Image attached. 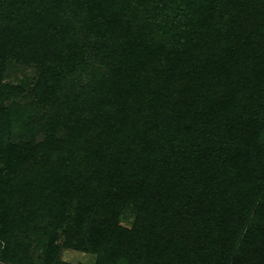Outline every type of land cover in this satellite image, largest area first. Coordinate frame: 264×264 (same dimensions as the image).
<instances>
[{
    "label": "trees",
    "instance_id": "16d2710c",
    "mask_svg": "<svg viewBox=\"0 0 264 264\" xmlns=\"http://www.w3.org/2000/svg\"><path fill=\"white\" fill-rule=\"evenodd\" d=\"M236 1H224L222 9L215 10L213 0L205 4L173 0L165 5L151 0L155 5L149 3L141 10L143 21L147 20L145 28L150 27L142 35L138 27L132 32L136 17L130 14L129 27L120 25L113 17L117 12L104 7L109 5L105 0H0V106L19 92V87L1 81V59L9 54L24 55L42 70L50 68L52 80L46 83L53 91H59L65 63L73 65L75 79L84 81L72 105H59V97L51 100L67 130L64 138L49 135L36 143L38 135L33 133L19 140L21 146H9L10 157L5 160L11 164L0 172V261L23 264L27 253L17 233L39 234L36 225L44 224L49 229L47 250L53 257L64 245L97 254V264H264V222L261 232L255 230V221L244 233L241 226L233 229L234 234L229 229L234 216L228 217L227 201L235 195L239 199L242 189V203L264 202V188L250 184V161H242L239 168L223 175L230 177L226 182L236 189L222 201V214L202 206L193 194L188 196V188L183 197L177 196L193 174L199 177L193 186L208 193L204 180L222 175H218L219 166L205 158L213 154L199 157L203 138L222 131L225 125L235 129L237 137L258 126L264 129V74L254 80L257 69L251 70L244 62L245 53L250 59L255 48L264 49V0ZM69 13L76 16L77 28L87 36L83 44L70 41L63 31L67 27L63 17L71 25ZM248 14L257 18L256 35L242 26L229 34L222 29L221 35H211L212 49L200 42L208 36L206 21L216 18L223 25ZM193 15L197 20L192 21ZM225 39L234 43L229 44L227 59L217 60ZM118 42L125 59L121 70L106 61L109 47ZM161 42L174 46L173 51L181 45L185 49L182 60L172 62L166 57ZM157 48L160 51L150 55ZM196 53L210 57L200 62ZM248 71H253L250 78ZM122 72L123 78L118 75ZM230 72H239V81ZM192 76L196 82L209 80L199 105L189 104L198 96L193 85L188 91L179 90ZM101 79H106L104 86L99 84ZM171 91L170 98L164 97ZM175 96L183 101L174 112L181 119L173 111L161 116V108L174 102ZM131 100L140 107L137 112H131ZM147 108L150 113H145ZM1 115L8 119L4 111ZM168 116L176 118L169 121V127L164 123ZM18 128L23 129V123ZM223 138L222 145L230 146L227 137ZM245 142L249 145L251 141ZM72 162L78 166L72 168ZM132 206L140 210L138 214L134 210L135 223L127 229L119 222ZM199 213L205 214L200 225Z\"/></svg>",
    "mask_w": 264,
    "mask_h": 264
},
{
    "label": "rangeland",
    "instance_id": "374dc122",
    "mask_svg": "<svg viewBox=\"0 0 264 264\" xmlns=\"http://www.w3.org/2000/svg\"><path fill=\"white\" fill-rule=\"evenodd\" d=\"M108 2V6H104L107 8H111V11H116L118 15H113L115 21L119 22L122 26H128L127 20L130 19V14H132L135 18V21H132V32L136 30L138 27V31L140 34H144L146 30L148 31V28H145V24L147 23V20L143 21V18H145L144 12H141V10L146 5L151 3V0L140 1V0H105ZM173 0H155L156 5L157 4H166L170 3ZM206 0H202V3L205 4ZM226 2L227 0H213V6L216 8L215 10H221L222 4ZM233 3H236V0H232ZM140 3L144 4L141 5ZM77 5H72V10L75 11V7ZM102 7V5H99ZM207 7V6H205ZM173 11V10H172ZM107 12V11H106ZM156 13V12H155ZM192 14H194L192 12ZM42 17L45 18V15L41 13ZM70 21L71 25H68L65 21V17H63V24H65L67 27L63 28L64 33L68 36L67 38H70V41L80 42L81 44L86 42L87 36L81 33V30L77 28V18L75 15L70 14ZM195 15L191 16L194 18ZM190 17V18H191ZM237 17L233 19H229L225 22V24L222 25L221 20H218L216 18H213L214 20L206 21L208 27V36H206L203 40L200 42L207 43V48L212 49L210 38L212 36L221 35L222 29L223 34H229L230 30H237L238 28L245 26L246 29H249L251 31L250 33H254L256 35V32L258 31L257 28V18L253 15H247L246 17H243L241 21L236 20ZM151 21L153 20L150 18ZM56 20L57 16H56ZM197 19H192V21ZM236 20V21H235ZM37 22L41 21L40 18L36 19ZM201 21V19H200ZM234 21V22H232ZM144 22V24H143ZM236 22V24H234ZM130 23V22H129ZM62 24V25H63ZM192 25H189L188 27H191ZM129 27V26H128ZM145 29V30H144ZM142 30V31H140ZM144 30V31H143ZM126 33H130L129 30H125ZM211 31V32H210ZM186 33L188 32V29L186 30ZM137 37V36H136ZM22 42V41H21ZM145 42L142 40L140 44ZM225 42L226 44L223 45ZM220 45V50H218V57L217 60L220 59V57H227L229 55H226L230 52V46L229 44L233 45V43H230L228 39H225ZM245 42V40H244ZM195 47L198 43H194ZM121 42H118L117 44L112 43V47H109V51L107 54V60L108 63H110L113 67H117L118 69L122 66L120 63H123L124 53H120L122 50ZM160 48L164 49V55L170 56L168 58H171L172 62H179V60H182V55L184 53L185 49H182L181 45L177 46V49L173 51V47H168V44L165 42L159 43ZM160 48H157L159 50H152L151 54H155L156 52L160 51ZM256 50L251 52L252 58L247 59V54L245 53V66L248 65L251 70L257 69L256 73H253V71H248V76L250 78L251 74L253 76V79H259L261 78V75L264 74V68L261 66L263 65V59H264V49L261 47L259 49L255 48ZM211 54V52H208ZM239 53V52H238ZM237 53V54H238ZM239 54H242L241 52ZM187 56V53H186ZM195 57L199 59L198 61H208L207 56L205 53L202 55L201 53H196ZM14 57L11 54L6 55L2 57L1 66V81L5 85H10L13 87H19V92L17 91L11 99L6 100L1 106H0V120L2 121L0 124V134H4V138L0 140V172H5L6 166H9L11 164L10 162L6 161L8 157H10L9 153V146H21V142L19 140L27 139V137L33 133L38 135V141L36 143H40V141H46L47 137L55 136L56 138H64L66 135V128L63 126V122H59V109L53 108L50 103L51 100H55V98L59 97V105H65L67 103L71 104L74 103V98L82 92V85L84 83L83 79L79 77V79H75L73 76V71H71V68H73V65L69 63H65V70H64V77H62L59 82V91L49 88L48 84L46 82H49L52 80V71L50 68H46L44 70L38 68L36 65H31L29 61H27V58L22 55L21 58ZM209 59V58H208ZM210 60V59H209ZM222 60V58H221ZM162 61H160L161 63ZM166 62V61H165ZM164 62V63H165ZM169 62H167L168 64ZM166 64V63H165ZM206 64V63H205ZM204 64V66H206ZM264 66V65H263ZM259 67L261 69H259ZM95 68L99 69L100 67L98 65H95ZM121 70V68H120ZM152 72V70H151ZM231 76H234L235 81H239L237 77L239 76V72H230ZM79 74H76V77ZM118 75H121L119 77L123 78L125 74L120 73ZM120 78V79H121ZM100 85H103L106 83V79H101ZM212 80H210L211 82ZM105 82V83H104ZM209 80H204L203 78L199 79L198 82L195 81L194 77H188V80H184V84L179 88L180 92L190 89L192 85L195 87L194 91L198 93V96L193 98L189 104L193 105H199L200 99L205 98V91L203 88L205 86H208L207 83ZM70 83L71 85H68ZM56 84H57V78H56ZM157 85V84H154ZM118 87V86H117ZM157 86H153L152 89L156 88ZM55 87H53L54 89ZM80 90V92H79ZM61 91V92H60ZM174 91V90H173ZM173 91L166 93L164 97L167 99L170 98L171 94H173ZM186 91V93H187ZM53 93L55 95H53ZM180 97L175 96L173 100H175L172 103L167 102V107H162L160 114L161 116H166L169 111H173V114H176L174 112H177L178 109H180L178 103H183L179 99ZM181 99L187 101L188 99H185V96H181ZM178 100V101H177ZM161 101V100H160ZM131 103V112L135 110L136 112L140 109L134 101H130ZM164 102L162 101V104ZM135 104V105H134ZM151 105V104H150ZM168 109V110H167ZM2 111H4V115L7 116L8 119H5L4 116L1 115ZM149 111V112H148ZM167 111V112H166ZM150 113L151 111L148 110V108L145 110V113ZM144 114V113H141ZM135 119L136 120V113ZM179 117V113L176 114ZM24 116V117H23ZM20 117H23L20 118ZM233 117V115H232ZM132 118V117H131ZM180 118V117H179ZM176 118L168 116L167 119H165L164 123H166V126L169 127L168 124L169 121H174ZM181 119V118H180ZM65 120V118L63 119ZM3 123V124H2ZM23 123V129L20 130L18 128V125ZM130 125L131 122H129ZM229 125H225L222 129V131L217 132L214 131L210 136L207 138H203L202 141H204V144L200 147L201 151L199 153V157H205L206 153L209 152L210 155L213 154V156L205 157L209 159L212 164L216 163V166L221 169L219 170V174L221 177H217L215 179H207L204 180L205 183H207V186L210 188L209 193L205 190L203 187L193 186L194 179L199 178L195 174H193L191 177V180H188V184L184 183L182 192L178 191L177 196L183 197L184 190H187L185 188H188V196L190 194L194 195V199L196 201H200L202 206L205 205L206 208L210 207L213 209L218 210L219 214L223 213L222 210V201H225L224 198L227 196L228 193L232 192L234 189V184L230 182H226L230 177H224L223 175L233 171L236 168H239L242 164V161H250L252 164L250 167V173L252 174L253 179L250 181L254 188H264V129L262 127H256L254 129H251L247 131L242 137H237V132L235 129H231L229 126V135H228V127ZM227 127V128H226ZM204 127H197V129L204 130ZM22 132V134H21ZM223 137H227L229 140V145L223 146L222 145V139ZM233 137V140H232ZM237 139V141H236ZM251 141L249 145L245 141ZM261 143L262 145H258ZM142 149V146L138 147V151ZM198 149V150H200ZM3 152V153H2ZM217 153H221L219 155H216ZM61 158H64L62 156ZM239 158L241 160H239ZM6 159V160H5ZM135 159V157H133ZM195 162H199V158H196ZM211 164V165H212ZM75 166H78V163H71V167L73 168ZM210 165V166H211ZM213 167V168H214ZM225 171V172H224ZM6 174V173H5ZM124 176V175H123ZM124 178V177H123ZM205 178V177H204ZM126 180V179H125ZM196 182V181H195ZM136 186H140V184H137ZM244 188V187H243ZM233 193V192H232ZM234 194V193H233ZM245 194V189L241 190V194L239 195V199L235 200L234 198H231L228 200L227 205L229 209V216H234L233 224L229 227V229L232 231L231 234H234L235 231L234 228L241 226V231L244 233L246 229L248 228V224L251 221L257 222V225L255 226V230L260 231V227L264 222V208L261 209V205L264 206L263 203H259V201L252 200L250 202L242 203L241 198H243ZM226 202V201H225ZM241 204V207H240ZM245 208V211L243 209ZM136 210L137 214L139 213L140 208H136L135 206H132L130 209H126L122 213V217L120 219L119 225L131 229L135 223L136 220ZM204 213H199L197 216V220H199L198 224L200 225L202 221L204 220ZM221 216V215H220ZM244 219L245 222L239 223L240 219ZM262 223V224H261ZM206 225V224H205ZM203 225L202 229L205 227ZM208 226V224L206 225ZM38 229H40L39 234H32L28 235V231L22 234V232H18L17 238L19 241H21V244L24 245L27 256L23 260V264H97L98 262V256L94 253H86L82 252L81 250H76L74 248H71L69 246L61 245L59 246L58 253L54 255H50L48 253V245L49 240L48 237L45 236L47 232L49 231L48 228H45L44 224L36 225ZM202 231V230H201ZM230 231V232H231ZM261 232V231H260ZM236 241H234L235 243ZM218 251V249L216 250ZM51 257V258H49ZM126 261H121L118 264H126ZM0 264H5L4 262L0 261ZM9 264V263H6Z\"/></svg>",
    "mask_w": 264,
    "mask_h": 264
}]
</instances>
